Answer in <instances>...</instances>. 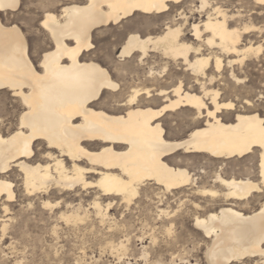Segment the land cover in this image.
Masks as SVG:
<instances>
[{
	"label": "bare ground",
	"instance_id": "1",
	"mask_svg": "<svg viewBox=\"0 0 264 264\" xmlns=\"http://www.w3.org/2000/svg\"><path fill=\"white\" fill-rule=\"evenodd\" d=\"M187 1L64 0L59 12L44 13L42 26L54 46L36 62L20 26L1 17L16 11L21 0H0V92L10 94L20 108L17 123L6 132L0 128V201L6 211L17 195L14 176L28 196L39 195L50 209L60 204L49 199L55 192L92 189L91 205L102 222L110 218L115 201L129 207L143 196L154 201L148 191L153 188L159 204L154 219L168 234L176 220L169 210L171 199L177 197L178 208L187 201L195 208L194 226L208 239V264H264V199L258 208L244 211L264 188V115L254 96L235 103L215 87L225 66L234 82L247 87L239 73L248 59L262 53L263 45L250 34L263 28L244 21L240 10L230 12L210 0H200L198 10L210 9L198 21L190 22L183 11L180 21L170 16L172 8ZM254 2L264 5V0ZM136 13L155 15L164 27L121 35L125 40L117 60L113 45L104 55H93L96 29ZM88 53L92 56L84 59ZM170 64L175 71L165 76ZM260 87L257 95L264 99V85ZM158 101L163 104L156 107ZM180 112L189 128L182 137L164 124L166 115ZM195 156L219 165L215 185H198L189 168ZM244 157L257 159L259 182L223 175L225 160ZM164 204L168 206H160ZM81 209L80 203L70 213L59 212L60 218L84 221L87 214ZM116 248L121 255L129 249L123 241Z\"/></svg>",
	"mask_w": 264,
	"mask_h": 264
},
{
	"label": "rangeland",
	"instance_id": "2",
	"mask_svg": "<svg viewBox=\"0 0 264 264\" xmlns=\"http://www.w3.org/2000/svg\"><path fill=\"white\" fill-rule=\"evenodd\" d=\"M210 1L212 4L222 5L230 12L240 10L244 21L250 20L256 26L263 28L262 33L255 31L250 34L256 44L260 42L263 45L262 53L257 59L255 57L248 59L245 69L239 73L245 78L247 87H242L243 84L236 83L231 79L230 67L228 66L223 69L222 76L217 78L215 87L220 89L221 96L225 100H232L235 103L244 96H254V103L258 106L259 112L264 115V99H260V96L257 95L260 92V86L264 85V5L256 4L254 0ZM63 2L64 0H21L16 11L1 13L3 22L18 24L26 34L30 44V52H32V57L36 62L40 60L41 55L46 50L54 46L47 31L42 26L44 13L47 10L59 12V7ZM200 4V0H188L182 6L172 8L170 16H175L180 21L182 20L180 12L183 11L190 22L198 21L205 18L207 10L210 9L209 6L201 12L198 10ZM165 14L160 15L164 16ZM163 27V19H156L155 15L147 16L142 13H136L116 25L100 27L95 31L97 48L93 55H104L105 52L109 51L108 48L111 49L115 46L116 49L112 58L117 60L121 52V44L125 40L121 38V35H125L124 38H126L131 31L147 34L153 29L158 31ZM90 54H86L84 59L90 58L92 56ZM108 61H106V65L112 67ZM156 67L158 70L163 69L162 64H157ZM174 67L170 64L164 73L165 76L174 73ZM116 80L123 82L117 76ZM174 81L177 82L176 79ZM146 85H151V83L148 82ZM255 85H258L257 89ZM8 95L0 92V100H2L0 101V128L3 132L8 130L11 123H17L20 114V108L14 105L12 97L10 94ZM162 104V101H158L155 106L159 107ZM179 114V116L177 114L166 115L164 124L171 134L177 133L178 137H182L189 128L184 119L185 113L180 112ZM181 120L184 123L181 126H176L175 122ZM36 149L38 148L36 147ZM189 168L197 178L198 185L207 187L215 185L213 178L216 171H219L218 164L212 163L205 157L195 156L190 158ZM223 168L222 173L226 177L245 178L246 176L258 182L260 180L257 159L251 160L244 157L230 159L227 162L225 160ZM12 180L16 185V199L8 203V211L4 209L2 201H0V264H18L19 261L22 262L20 264H125L126 262V264H208L205 256V248L207 247L205 243L208 242V239L194 226L193 212L195 213L196 210L188 201L178 208L180 203L177 197L171 199L169 210L171 215L175 214L176 220L173 232L168 234L161 226L160 219H154L157 218L156 206L159 204H157L153 188L148 191L155 198L154 201L143 196L140 201L139 199L134 201L130 207L125 206V203L115 201L109 210L110 218L102 222L91 205L92 189H81L79 192L66 189L67 191L55 192L56 194H51L49 199L54 203L60 200V204L54 209H50L43 206L39 195L28 196L17 176L12 177ZM191 198L195 200V197ZM263 199L264 188L263 191L257 192L251 198L244 211L250 212L251 209L258 208ZM196 200L205 204L202 199L196 198ZM80 203L82 204L81 214H87L85 222L81 221L74 224L60 218L61 211L70 213ZM160 206L167 207L168 205ZM86 209L87 213L85 212ZM198 212L200 214L205 213L204 210ZM5 222L8 224V228L4 231L2 227ZM55 227H57L56 230ZM152 237L158 240L153 241ZM121 241L128 244L129 249L125 255H121L123 252L116 248ZM114 245L115 248H113ZM169 249L170 251H168ZM146 252L145 256L144 253ZM117 254L120 256L118 257ZM119 258L121 259L119 260ZM242 264L256 263L246 261Z\"/></svg>",
	"mask_w": 264,
	"mask_h": 264
}]
</instances>
